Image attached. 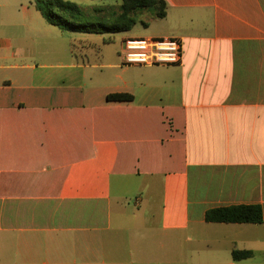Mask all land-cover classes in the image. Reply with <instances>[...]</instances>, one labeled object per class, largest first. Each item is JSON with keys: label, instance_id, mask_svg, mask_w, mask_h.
<instances>
[{"label": "crops", "instance_id": "obj_1", "mask_svg": "<svg viewBox=\"0 0 264 264\" xmlns=\"http://www.w3.org/2000/svg\"><path fill=\"white\" fill-rule=\"evenodd\" d=\"M165 1L154 66L1 4L0 264H264V0ZM233 204L263 222L204 220Z\"/></svg>", "mask_w": 264, "mask_h": 264}, {"label": "trees", "instance_id": "obj_2", "mask_svg": "<svg viewBox=\"0 0 264 264\" xmlns=\"http://www.w3.org/2000/svg\"><path fill=\"white\" fill-rule=\"evenodd\" d=\"M33 6L39 11L45 21L62 31L88 34H106L129 31L137 22V15L143 10H149L156 18L166 16L167 2L165 0H121L119 11L111 15L108 22L84 20L83 10L74 2L67 0H32ZM108 9V8H107ZM106 9V10H107ZM102 11L103 8H96ZM108 100H131L126 93H113L106 96ZM206 222L223 223H254L263 222L262 208L259 204H233L209 208L205 211ZM234 260L250 258L252 250L233 249Z\"/></svg>", "mask_w": 264, "mask_h": 264}, {"label": "rangeland", "instance_id": "obj_3", "mask_svg": "<svg viewBox=\"0 0 264 264\" xmlns=\"http://www.w3.org/2000/svg\"><path fill=\"white\" fill-rule=\"evenodd\" d=\"M10 0L2 1L0 0L1 4L8 3ZM76 3L84 12L85 17L84 20L89 21H104L108 22L111 19V15L116 14L119 10V5L121 0H67ZM13 9L17 11L19 4L28 5L31 7L32 0H13ZM96 8H103L102 11H96ZM108 8V9H107ZM107 9V10H106ZM114 13V14H112ZM138 19L134 26L129 31L124 32H117V33H106L104 36L110 37V40L107 43L101 38H94L90 40L87 38L89 35L88 33H80V32H70V31H63L66 35H69L71 38V42L74 44L73 48L76 51L81 49V45L87 44V42H95V50L99 51H114L119 43L125 37L128 36H135V37H159L164 34L170 26L168 19H159L153 16L151 11L143 10L139 12L137 15ZM69 40V39H66ZM66 43L63 41L62 44L59 45L60 49H66ZM44 49H53V47L47 43L43 42L40 44ZM57 49V48H56ZM128 204L133 207L134 204V196H131L128 199ZM259 259V260H258ZM261 262L262 258H255L254 262Z\"/></svg>", "mask_w": 264, "mask_h": 264}, {"label": "built area", "instance_id": "obj_4", "mask_svg": "<svg viewBox=\"0 0 264 264\" xmlns=\"http://www.w3.org/2000/svg\"><path fill=\"white\" fill-rule=\"evenodd\" d=\"M121 62L128 66L178 64L182 58V44L175 37H135L122 40Z\"/></svg>", "mask_w": 264, "mask_h": 264}]
</instances>
